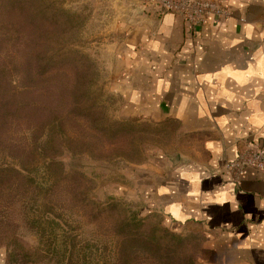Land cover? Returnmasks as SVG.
Returning <instances> with one entry per match:
<instances>
[{"label": "rangeland", "instance_id": "obj_1", "mask_svg": "<svg viewBox=\"0 0 264 264\" xmlns=\"http://www.w3.org/2000/svg\"><path fill=\"white\" fill-rule=\"evenodd\" d=\"M142 5L0 0V264H200L203 237L143 193L187 134L112 88Z\"/></svg>", "mask_w": 264, "mask_h": 264}, {"label": "crops", "instance_id": "obj_2", "mask_svg": "<svg viewBox=\"0 0 264 264\" xmlns=\"http://www.w3.org/2000/svg\"><path fill=\"white\" fill-rule=\"evenodd\" d=\"M226 19L195 28L142 5L116 54L112 88L130 110L174 119L179 158L144 197L180 231L203 237L200 264H264V173L225 172L246 144L264 147V0H220Z\"/></svg>", "mask_w": 264, "mask_h": 264}, {"label": "built area", "instance_id": "obj_3", "mask_svg": "<svg viewBox=\"0 0 264 264\" xmlns=\"http://www.w3.org/2000/svg\"><path fill=\"white\" fill-rule=\"evenodd\" d=\"M143 5L151 7L157 15L166 12L179 15L187 24L195 28L206 22L209 16L226 19L230 15L227 5L220 0H142ZM247 168L264 173V147L244 145L235 159L227 161L225 172L234 183H239Z\"/></svg>", "mask_w": 264, "mask_h": 264}, {"label": "trees", "instance_id": "obj_4", "mask_svg": "<svg viewBox=\"0 0 264 264\" xmlns=\"http://www.w3.org/2000/svg\"><path fill=\"white\" fill-rule=\"evenodd\" d=\"M14 59H15L14 62L17 63V60H18L17 56H14ZM5 66H6V69H7V73H6L7 77H6V81L5 82H6V85H7V88H8V94H9L10 90H11V86L15 85V83L18 82V78H20V75H19V73H17V71L13 70V67L11 68V66H9V65H5Z\"/></svg>", "mask_w": 264, "mask_h": 264}]
</instances>
